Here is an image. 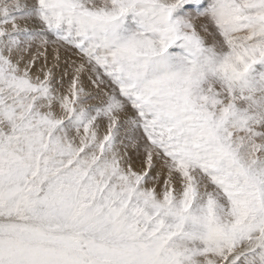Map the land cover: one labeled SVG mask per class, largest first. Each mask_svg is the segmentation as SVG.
<instances>
[{"label":"snow or ice","instance_id":"snow-or-ice-1","mask_svg":"<svg viewBox=\"0 0 264 264\" xmlns=\"http://www.w3.org/2000/svg\"><path fill=\"white\" fill-rule=\"evenodd\" d=\"M0 264H264V0H0Z\"/></svg>","mask_w":264,"mask_h":264}]
</instances>
